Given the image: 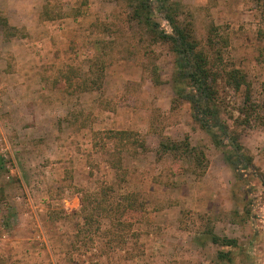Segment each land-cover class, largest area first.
<instances>
[{
    "label": "rangeland",
    "instance_id": "1",
    "mask_svg": "<svg viewBox=\"0 0 264 264\" xmlns=\"http://www.w3.org/2000/svg\"><path fill=\"white\" fill-rule=\"evenodd\" d=\"M172 1L200 39L214 26L228 38L227 60L264 107V2ZM131 12L129 0H0V264H264V125L238 128L255 164L238 173L229 143L215 145L176 99L169 45ZM227 100L239 117L242 94ZM118 130L135 139H110ZM186 135L203 163L161 150ZM104 184L146 204L126 248L110 253L74 244L81 195Z\"/></svg>",
    "mask_w": 264,
    "mask_h": 264
},
{
    "label": "trees",
    "instance_id": "2",
    "mask_svg": "<svg viewBox=\"0 0 264 264\" xmlns=\"http://www.w3.org/2000/svg\"><path fill=\"white\" fill-rule=\"evenodd\" d=\"M129 1L132 3L130 19L145 26L153 42L168 44L174 54L173 84L176 99L190 104L193 119L211 135L215 145L225 146L229 143L232 150L227 152L226 159L235 171L245 173L248 169H254L253 155L241 143L238 128L249 127L253 123L264 125V110L254 99L253 85L247 72L227 60L228 38L222 37L214 26L204 40L200 39L192 23H184L179 19L175 8L178 4L172 0ZM158 10L164 15L169 29L163 28L157 20ZM231 91L242 94V105L237 108L239 117L231 112L229 114L227 97ZM223 113L229 114L233 126L223 117ZM134 135L127 130L109 132L110 139H119L125 147V141L135 139ZM132 143H140L141 148L145 147L144 143L137 140ZM160 148L163 152H181L200 164L203 163L200 160L205 158L203 152H198L201 155L198 156V149L192 145L189 135L182 140L168 137L161 142ZM117 165L114 166L117 170L123 169L122 164ZM115 192L113 185L104 184L98 191L82 193L81 208L73 212L81 219L75 233L76 246L97 244L102 246L99 250L105 253L126 248L127 237L135 233L134 227L145 215L146 204L132 191H121L118 196H113ZM211 235L216 245H238L237 239L221 237L213 232ZM227 255V252L221 251L219 258L231 260Z\"/></svg>",
    "mask_w": 264,
    "mask_h": 264
}]
</instances>
